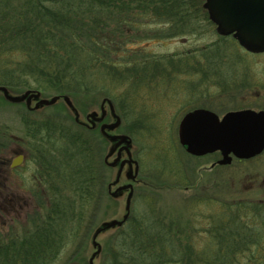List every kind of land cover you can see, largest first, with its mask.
<instances>
[{
  "label": "rangeland",
  "instance_id": "obj_1",
  "mask_svg": "<svg viewBox=\"0 0 264 264\" xmlns=\"http://www.w3.org/2000/svg\"><path fill=\"white\" fill-rule=\"evenodd\" d=\"M27 1L0 0V5L5 3L20 9ZM36 1L45 7L58 5L61 8L58 1ZM200 3L204 6L205 0H200ZM181 28L156 23L150 17L139 18L134 25H127L126 30L131 32L127 54L140 61L152 59L166 62L172 59L178 65L167 67L170 70L167 72L176 74L166 82L153 86L151 91L144 90L140 96L124 85L117 87V102L103 93L69 97L80 115L79 122L62 100L50 107L28 110L25 102L14 104L0 94V161L11 157V148L25 150L27 156L23 166L10 170L8 174L9 186L14 192L31 198L29 211L25 215L17 216L0 210L1 242L20 240L43 220L46 208L39 204H45V200H39L36 194L43 191L50 194L45 178L50 181L55 177L53 171L58 170L55 173L62 174L67 180L63 188L55 187L57 191L52 190L53 193L57 192L55 206L60 208L61 199L63 202L66 198L74 199L71 204H64H69L72 207L70 212L77 215L84 209L85 216L80 225L75 220L72 222L74 225H69L65 232L59 234L64 236L63 244L52 260L42 259L46 264H90V259L97 252L93 244L97 231L105 223L122 221L125 217L130 193L125 187L130 184L134 186L130 215L144 218L151 214L150 211H155V216L161 214L167 221H172L175 228L183 230L181 236L184 241L180 240L184 247L187 246L185 254L190 260L188 264H264V245L262 241L259 242L264 241V190H250L255 177L260 176L261 179L264 175V153L246 163L234 161L231 165L213 169L212 165L221 159L219 156H190L179 142V125L192 111L209 110L220 117L241 110L264 111V54H250L233 37L219 36L215 25L204 15L196 17L193 25ZM125 90V97L132 98L133 94L138 97L136 99L143 106L142 111L136 110V114L125 112L121 99ZM19 91L9 90L11 96H21L27 92L25 89ZM51 98V94L42 95V99ZM106 100L112 102L116 116L122 119V123L114 131H100L105 142L100 139V145H97L102 149L100 165L104 177L101 175L102 179L98 180L101 182V186L96 188L99 197L86 204L75 199L79 186H83L76 183L72 187L74 190H71L74 181L70 184V177L77 176L75 181L78 182V168L68 162L71 159L69 155L65 158L62 143H55V140L46 143L43 149L38 144L39 153L31 152L30 146L26 145L25 122L53 121L56 118L61 126L64 124L67 129L72 128L77 133L79 130L86 131L85 128L91 129L87 117H101L104 110L107 116L103 124L110 126L116 120L112 117L110 105L104 103ZM35 106L36 102L33 101L30 108ZM138 119L145 125L141 127L140 122H136ZM136 123L139 127L135 129ZM80 126L85 128L80 129ZM109 135H126L132 139L131 155L139 164L134 182L130 172L134 175L136 168L126 166L117 183L120 162L127 160V155L123 150L120 162L113 166L119 151H114ZM87 137L90 138L89 133ZM49 160L54 163V170ZM29 161L35 164L36 170L30 177L31 183H26L19 173ZM40 178L45 181L44 185L39 182ZM36 206L39 208L35 209ZM220 228H228L227 239L230 233L237 235L238 232L248 237V240L245 239L247 249L244 246L238 253L232 254L233 249L228 247L223 254L220 253L221 244L218 241L223 235ZM118 229L99 234L96 242L102 252L94 264H104L108 247L115 244L113 235ZM254 235L257 240H254Z\"/></svg>",
  "mask_w": 264,
  "mask_h": 264
},
{
  "label": "trees",
  "instance_id": "obj_2",
  "mask_svg": "<svg viewBox=\"0 0 264 264\" xmlns=\"http://www.w3.org/2000/svg\"><path fill=\"white\" fill-rule=\"evenodd\" d=\"M29 1L20 9L5 3L0 5V87L18 92L21 89L32 90L52 97L73 98L103 93L117 102L116 89L123 85L128 90H135L137 96L144 90L151 91L153 86L171 79L176 73L169 75L167 67L178 64L172 59L166 62L140 61L127 54L131 32L126 30V26L134 25L139 18L150 17L156 23L176 29L193 25L198 16L208 17L200 0H62L57 2L61 8ZM125 94L126 90L121 98L125 112L136 114V110L142 111L138 97L133 93L132 98L125 97ZM136 122H140L141 127L145 125L140 119ZM60 124L56 118L53 121L28 120L25 122V141L30 144L31 152L37 153L38 144L43 149L46 143L55 140V143H62L65 158L69 155L71 159L68 162L78 168V182L75 181L77 176L70 177L69 183L74 181L71 190L76 183L83 186H79L75 199L86 204L97 200L96 188L101 186L98 180L104 174L100 165L102 149L98 146V140H103L101 129L80 126L86 131L74 133L72 128L68 127L69 130ZM134 126L136 129L139 124ZM48 163L54 170V163L51 160ZM55 171L58 170L53 171L55 177L50 179L49 185L63 188L67 179ZM51 199L43 220L31 232L28 230L20 240H0V264H46L45 261L56 255L63 244L64 236L59 234L75 220L81 224L85 210L77 215L70 212L72 207L69 204H64H71L74 199L66 198L64 202L61 199L60 208L54 204L56 198ZM150 212L144 218L130 215L113 235L115 244L108 247L104 264L190 262L185 254L187 246L184 247L180 240L184 241L181 236L184 231L175 228L172 221H167L161 214L155 216V211ZM220 231L223 233L218 241L220 253L223 254L228 247L233 249L232 254L244 246L247 249L245 239L248 237L238 232L237 235L230 233L227 239L228 228H220Z\"/></svg>",
  "mask_w": 264,
  "mask_h": 264
},
{
  "label": "water",
  "instance_id": "obj_3",
  "mask_svg": "<svg viewBox=\"0 0 264 264\" xmlns=\"http://www.w3.org/2000/svg\"><path fill=\"white\" fill-rule=\"evenodd\" d=\"M60 1V0H47ZM203 8L207 11L209 20L216 26V31L221 37L232 36L238 44L248 53L254 55L264 54V0H206ZM2 94L8 101L14 104L26 103L29 109L32 102L36 106L31 110L50 107L63 100L70 107L79 122V113L74 108L69 97H53L49 100L41 99L37 91H27L21 96H11L8 89L0 87ZM110 105L111 114L116 123L110 126L103 125L102 133L107 129L114 131L121 126V119L116 116L112 102L106 100L104 103ZM106 117L104 110L101 117L89 115L87 120L91 129H95ZM81 124V123H80ZM109 140L114 145V151L119 148V155L115 166L121 158L124 150L128 160L122 162L119 169L120 181L126 162L132 168L135 164V174L130 172V178L135 181L138 175V164L131 155L132 139L128 136H110ZM179 142L183 149L191 156L201 157L209 154L221 153L220 166L231 165L234 158L239 160H250L264 152V111L241 110L229 112L223 117L209 110H195L188 113L179 125ZM130 194L126 206V215L122 221L105 223L94 236L93 244L97 252L90 259V264L101 254V247L96 242L99 234L111 229L121 228L129 219L130 207L133 198V187L127 186ZM123 189V188H122Z\"/></svg>",
  "mask_w": 264,
  "mask_h": 264
},
{
  "label": "flooded vegetation",
  "instance_id": "obj_4",
  "mask_svg": "<svg viewBox=\"0 0 264 264\" xmlns=\"http://www.w3.org/2000/svg\"><path fill=\"white\" fill-rule=\"evenodd\" d=\"M26 145L28 147L30 146V144L28 145V142L26 143ZM29 149H30V147H29ZM120 150H121V148L118 149V151H120ZM9 152H10L11 157L6 159L5 161H4V159L2 161H0V210H2V211L5 210L8 213L13 214V215H17V216L25 215V213H27L29 211L30 204H31V201H30L31 198L27 199L22 194H18L17 192H14V190L12 188H10V186H9L10 179H9L8 174H9L10 170L12 171L14 169L21 168L23 166V164L26 161L27 154H26L25 150H23L19 147L11 148V150H9ZM210 156H219L222 159V156L220 153H215V154L210 155ZM256 158H253L251 160L234 159L233 162L236 161L238 163H246V162L252 161ZM220 160H217L212 165L213 169L216 167H221L219 165ZM121 164H120V166H121ZM126 166H128L127 163H126L125 167ZM255 179H257V180H255ZM255 179L250 184V190L251 191L264 190V175L261 179H260V176L255 177ZM259 179H260V181H259ZM45 180H46V185H48V187H49L50 194L45 192V191H43L42 193L36 194V197H38L39 200H41V201H42V199L45 200V202H44L45 204H39L40 206H42V208H47L50 206V204L52 203L51 198H57V192L53 193V191H55L54 190L55 188L52 187V185H49V182H48L49 180H47L46 178H45ZM39 182H41V184L44 185L43 183L45 181L43 182V179L40 178ZM37 208H39V207L36 206L35 209H37ZM4 223H6V222H4ZM254 240H257V239H255V235H254ZM260 241H262L261 244L264 245V241L259 240V242ZM251 242L254 243V241H251ZM262 247H264V246H262ZM262 259H264V257H262Z\"/></svg>",
  "mask_w": 264,
  "mask_h": 264
},
{
  "label": "clouds",
  "instance_id": "obj_5",
  "mask_svg": "<svg viewBox=\"0 0 264 264\" xmlns=\"http://www.w3.org/2000/svg\"><path fill=\"white\" fill-rule=\"evenodd\" d=\"M35 170V164L29 161L26 168L20 172L19 175L26 183H31L30 177L35 172Z\"/></svg>",
  "mask_w": 264,
  "mask_h": 264
}]
</instances>
